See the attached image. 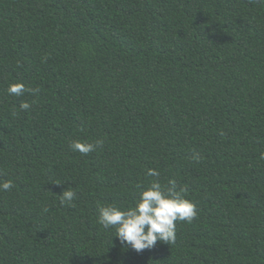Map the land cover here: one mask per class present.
Returning a JSON list of instances; mask_svg holds the SVG:
<instances>
[{
  "label": "trees",
  "instance_id": "trees-1",
  "mask_svg": "<svg viewBox=\"0 0 264 264\" xmlns=\"http://www.w3.org/2000/svg\"><path fill=\"white\" fill-rule=\"evenodd\" d=\"M3 180L0 264H264V0H0ZM153 180L197 216L136 252L99 207Z\"/></svg>",
  "mask_w": 264,
  "mask_h": 264
},
{
  "label": "clouds",
  "instance_id": "clouds-1",
  "mask_svg": "<svg viewBox=\"0 0 264 264\" xmlns=\"http://www.w3.org/2000/svg\"><path fill=\"white\" fill-rule=\"evenodd\" d=\"M8 95L20 97L25 92L38 95L39 88H28L23 83H13L6 89ZM19 109L28 111L32 105L27 101H21ZM100 141L86 143L73 141L70 145L74 152L82 155L96 151ZM198 158V157H194ZM147 174L159 177L156 169H148ZM14 187L11 180L0 181V192H6ZM143 189V186H138ZM184 189L176 190L175 182L170 185H162L159 180H153L149 187L139 192L134 206L122 210L116 205L99 207L98 223L105 229H115V236L122 245L130 246L136 252L155 248L157 242H163L170 246L176 243L177 222L191 223L197 216L196 205L185 198ZM76 198L73 187H68L60 195L62 205L72 206Z\"/></svg>",
  "mask_w": 264,
  "mask_h": 264
}]
</instances>
